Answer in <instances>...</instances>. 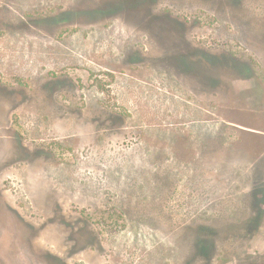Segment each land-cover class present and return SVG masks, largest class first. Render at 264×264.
<instances>
[{
  "label": "rangeland",
  "instance_id": "obj_1",
  "mask_svg": "<svg viewBox=\"0 0 264 264\" xmlns=\"http://www.w3.org/2000/svg\"><path fill=\"white\" fill-rule=\"evenodd\" d=\"M0 264H264V0H0Z\"/></svg>",
  "mask_w": 264,
  "mask_h": 264
},
{
  "label": "flooded vegetation",
  "instance_id": "obj_2",
  "mask_svg": "<svg viewBox=\"0 0 264 264\" xmlns=\"http://www.w3.org/2000/svg\"><path fill=\"white\" fill-rule=\"evenodd\" d=\"M54 12V11H52ZM32 19L30 20L31 22V28L43 31L44 29H49V28H57L58 25L61 23L59 20H54V18H52V20H49L48 17H44L43 16L39 17L36 15V13H33L31 15ZM37 34V33H36Z\"/></svg>",
  "mask_w": 264,
  "mask_h": 264
}]
</instances>
